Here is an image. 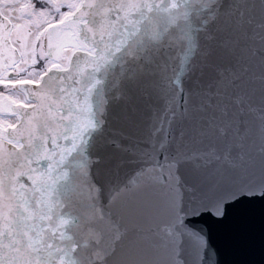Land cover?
<instances>
[{
	"label": "water",
	"instance_id": "obj_1",
	"mask_svg": "<svg viewBox=\"0 0 264 264\" xmlns=\"http://www.w3.org/2000/svg\"><path fill=\"white\" fill-rule=\"evenodd\" d=\"M80 15L97 56L46 83L0 171V264H264V0Z\"/></svg>",
	"mask_w": 264,
	"mask_h": 264
},
{
	"label": "flooded vegetation",
	"instance_id": "obj_2",
	"mask_svg": "<svg viewBox=\"0 0 264 264\" xmlns=\"http://www.w3.org/2000/svg\"><path fill=\"white\" fill-rule=\"evenodd\" d=\"M69 7L71 0H0V37L8 33L10 42L5 47L0 40V56L4 50L7 54L0 58V126L15 123L9 112L13 105L29 104L26 90L35 75L50 68L52 60L62 62V33L52 27Z\"/></svg>",
	"mask_w": 264,
	"mask_h": 264
},
{
	"label": "bare ground",
	"instance_id": "obj_3",
	"mask_svg": "<svg viewBox=\"0 0 264 264\" xmlns=\"http://www.w3.org/2000/svg\"><path fill=\"white\" fill-rule=\"evenodd\" d=\"M10 151V148L6 147L5 144L0 143V157L4 158L7 153ZM6 160V158H4Z\"/></svg>",
	"mask_w": 264,
	"mask_h": 264
}]
</instances>
